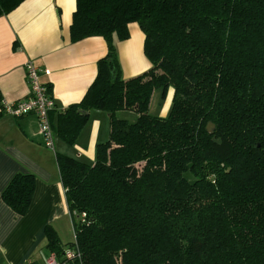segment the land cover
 I'll use <instances>...</instances> for the list:
<instances>
[{"label":"trees","instance_id":"16d2710c","mask_svg":"<svg viewBox=\"0 0 264 264\" xmlns=\"http://www.w3.org/2000/svg\"><path fill=\"white\" fill-rule=\"evenodd\" d=\"M22 1L0 0V16ZM131 22L150 67L123 78L115 42ZM92 36L106 43L93 81L55 125L49 114L68 144L89 110L109 114L92 163L56 153L74 231L66 264H264V0H75L69 40ZM167 88V115L151 113ZM34 185L18 172L1 198L23 215Z\"/></svg>","mask_w":264,"mask_h":264},{"label":"crops","instance_id":"0c3cea01","mask_svg":"<svg viewBox=\"0 0 264 264\" xmlns=\"http://www.w3.org/2000/svg\"><path fill=\"white\" fill-rule=\"evenodd\" d=\"M74 8L75 0H23L0 16V264H45L46 257L52 254L45 247L46 225L54 229L63 250L68 248L66 243L74 239L73 221L65 202L56 153L92 163L95 145L109 136V114L91 109L73 144L55 135L54 148L49 149L42 143L33 113L13 117L2 109L5 103L28 96L24 71L27 60L43 68L42 81L50 86L55 103L51 111L54 125L58 112L81 99L96 75V61L106 53V43L100 36L70 42ZM128 31L127 39L115 42L123 78L150 67L143 54V33L138 24L129 23ZM170 91L172 96L171 88L163 95L160 90L154 92L151 113L167 115ZM18 172L35 177L31 200L23 215L15 213L1 198L3 188Z\"/></svg>","mask_w":264,"mask_h":264},{"label":"built area","instance_id":"2783aa9c","mask_svg":"<svg viewBox=\"0 0 264 264\" xmlns=\"http://www.w3.org/2000/svg\"><path fill=\"white\" fill-rule=\"evenodd\" d=\"M25 80L29 88L26 98L16 100L12 103H5L3 111L13 117L33 113L38 123V132L42 143L49 149L54 148V133L51 127L49 114L54 108V99L42 81L43 68L27 60L24 64ZM77 218L85 222V214L81 213ZM75 255L74 247L63 250L62 256L58 259L53 253L45 259V264H66V261Z\"/></svg>","mask_w":264,"mask_h":264},{"label":"rangeland","instance_id":"374dc122","mask_svg":"<svg viewBox=\"0 0 264 264\" xmlns=\"http://www.w3.org/2000/svg\"><path fill=\"white\" fill-rule=\"evenodd\" d=\"M170 97H171V91H170ZM162 99H163V96H162ZM171 101V100H170ZM163 102V101H162ZM162 106H164V104H162ZM118 117H121V118H125L127 119L128 121H133L136 117L135 113L133 112H128V111H124V112H117L116 114Z\"/></svg>","mask_w":264,"mask_h":264},{"label":"water","instance_id":"95a60500","mask_svg":"<svg viewBox=\"0 0 264 264\" xmlns=\"http://www.w3.org/2000/svg\"><path fill=\"white\" fill-rule=\"evenodd\" d=\"M209 127H211V125H209Z\"/></svg>","mask_w":264,"mask_h":264}]
</instances>
